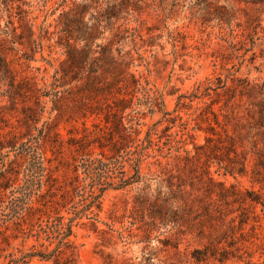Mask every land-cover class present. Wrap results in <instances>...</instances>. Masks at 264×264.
I'll return each mask as SVG.
<instances>
[{
    "label": "rangeland",
    "instance_id": "374dc122",
    "mask_svg": "<svg viewBox=\"0 0 264 264\" xmlns=\"http://www.w3.org/2000/svg\"><path fill=\"white\" fill-rule=\"evenodd\" d=\"M82 1L0 0V264L31 252L49 254L55 250L59 251L54 253L55 258L44 261L33 257L26 260L27 264H56V257L57 264L66 259L72 264H146V260L149 264H246V249L235 254L240 259L229 258L222 263L194 261L191 252L208 245V229L199 238L190 221L177 226L160 225L153 222L151 215L160 203L156 200L158 193L168 191V180L174 184L173 190L177 184H184V190L194 198H203L208 189L217 191L208 184L209 177L231 190L252 191L264 201V181L255 174L254 162H245L244 172L239 173L240 163L216 162L207 159L203 149H194V145L204 144L209 126L221 133V126L212 121L207 110L212 103V109L218 113L228 98L221 90L220 96L209 92V96L192 98L200 83L210 79L215 86L216 78L232 88L242 82L264 83V45L262 39H256L262 33L258 30L253 35L247 23L253 11L243 3H236L230 10L222 0L212 5L197 0H97L101 13L113 6L110 12L117 18L102 23L104 29L93 40L92 49L98 51L95 45H107L112 57L117 58L116 49L125 57V64L116 66L112 75L105 77L111 81L122 72L134 74L142 86L161 96L163 110L169 112L163 116L157 111L149 115L145 107L134 106L137 100H142V94L134 92L127 81L124 85L120 83L121 91L113 86L109 93H88L89 100L74 87L75 74L69 71L66 62L67 38L60 31L64 14L77 7L80 10ZM95 5L83 12L87 26L93 23ZM219 7L228 12L221 21L213 15L222 14ZM70 45L79 49L83 43L70 40ZM234 94L237 100L238 91ZM179 96L184 97L180 103ZM119 97L129 100L127 106L133 110L144 113L140 119L142 126L135 127L140 130L138 142L134 134L125 140L119 139L118 133L108 134L111 125L105 127L102 115L89 113L95 112L100 104L112 105ZM82 98L85 105H81ZM223 114L230 117V108L224 109ZM168 118H174V124L168 123ZM218 121L222 124L225 119L218 114ZM156 123L157 132L151 135L153 145L142 151L147 145L146 132ZM124 124L128 127L126 121ZM165 126L170 128L162 133ZM164 134L169 136L168 143ZM35 137L39 138L38 152L53 180L45 181V175L40 188L36 191V185L33 187L25 207L30 205L42 211L6 217L12 215L8 209L10 200L21 196L18 188L23 185L27 161L15 156L17 150L11 146L19 148ZM113 142L120 143L118 153L112 147ZM157 146L162 147L160 152ZM135 152H142L138 165L140 181L124 189L104 191L99 211L93 208L94 220L75 219L68 245L57 248L58 240L44 232L47 219L42 204L49 200L47 214L53 216L57 211L66 222L73 216L71 206L79 201L71 187L75 175L80 184L85 183L82 169L74 172L81 158L103 161L117 158L122 162V170L130 175L132 161L138 157ZM233 209H237V204ZM261 209L259 204L253 209L259 217L254 224L264 227ZM238 214L239 211L228 218ZM249 223L253 224V220ZM256 233L252 244L246 243L247 252H253L252 264H262L264 231L257 228Z\"/></svg>",
    "mask_w": 264,
    "mask_h": 264
},
{
    "label": "trees",
    "instance_id": "16d2710c",
    "mask_svg": "<svg viewBox=\"0 0 264 264\" xmlns=\"http://www.w3.org/2000/svg\"><path fill=\"white\" fill-rule=\"evenodd\" d=\"M200 3L206 5H212L213 2L217 3L220 0H197ZM224 1L230 10H233L236 3H243L253 11V15L248 17L247 23L252 31L253 35L259 32L262 36L256 39H262L264 45V0H222ZM93 7V15L91 20L93 23L87 26L83 21V12L86 9ZM72 11V13L64 14V20L62 22L63 28L60 32L66 34V62L68 63L69 71H72L75 76L72 81L75 82L74 87L80 94H85L86 99L89 100V94L101 95L103 93H109L111 88L117 87L121 91V86L127 81L134 92H140L142 94V100H137L134 106L145 107L149 115L157 112H162L163 116L169 115V112L163 110L164 103L159 94L156 91L142 86L135 78L134 74L128 72H122L112 77L111 81H108L105 75L111 74L116 66L124 65L125 57L120 55V50L116 49L117 58L112 57L110 54V48L107 45H95L99 50L92 49L93 40L97 39V35H100L101 29H104L103 22L106 24L111 21L112 18H117L112 15L110 10H113V6L107 7V10L103 13L100 12V4L98 1L83 0L82 3ZM215 6V5H214ZM207 8H211L206 6ZM215 10L218 9L214 7ZM223 10L222 14H213L217 21L223 20L224 16L228 14L223 7H219ZM109 10V11H108ZM208 14H210L208 12ZM113 26V23L112 25ZM112 27H110L111 29ZM116 36V35H115ZM70 40L77 43H83V45L77 49L70 45ZM251 43L253 39L251 37ZM100 71L101 73H98ZM65 76L64 71L62 70ZM58 71L55 72L57 74ZM58 79H55L57 82ZM217 84L212 86L210 79H205L196 88L195 92L191 95L192 98H199L201 96H209L212 92L215 96H220L219 90L223 95H227L224 105L218 109V113L208 107V113L212 116V121L221 126V133L214 130L212 126H209L206 130V136L204 137V144L202 146L194 145V149H203L204 155L207 159H215L216 162H231L239 164L238 172H244L245 162H254L255 174L260 177L261 181H264V83L261 85H249L248 83H241V86L237 85L235 88L227 87L226 83L222 82L220 78H216ZM79 84H83L78 86ZM240 87V88H238ZM238 91V99L235 100V92ZM87 94V95H86ZM120 95V93H118ZM83 95L81 97H83ZM55 96V94L53 95ZM183 96H179L180 103ZM95 99V98H94ZM81 100V105L86 103ZM230 101L233 103L230 104ZM96 103L99 99L95 100ZM130 101L124 97H119L110 104H100L96 106L95 112H89L96 116L102 115V121L107 127L111 125L112 132L118 133V137L121 140L129 138V134H134V140L139 141L140 130L135 127L142 126L140 119L144 116L139 110L135 111L131 106H127ZM218 103V102H217ZM102 105V106H101ZM104 105V107H103ZM230 108V117L228 114H223V110ZM43 108L41 107L40 111ZM53 109H51L52 111ZM129 110V113L125 114V111ZM241 110V111H240ZM86 112L82 114L85 117ZM218 114L224 119V123L220 124L218 121ZM180 119V118H178ZM209 119L208 117L205 118ZM124 121H126L125 126ZM170 124H174V118H168L166 120ZM158 123V122H157ZM153 125L145 135L144 141L147 143L144 149L150 148L152 144L151 135L155 134L157 130L156 125ZM84 125V124H83ZM170 127L165 126L162 130L166 132ZM42 134V131H41ZM167 143L170 141L169 136L164 134ZM112 141V138H109ZM39 138H31L22 143L19 148L14 149L15 146H11L13 150H17L15 156L19 155L26 161L25 175L23 185L19 187L20 197L14 196L9 202V211L12 215H6V217H17L23 212L30 213L32 206L27 205V201L33 194V187L36 185V191L41 186L42 178L47 175L45 181H52L49 169L44 166L45 159L42 154L38 152ZM120 144V143H119ZM113 142L112 147L118 153V145ZM167 144L164 142L163 144ZM170 147L167 148L170 151ZM157 150L160 152L162 147L157 146ZM177 151V150H175ZM136 153V152H135ZM141 153H136L138 157L132 161V174L126 175L122 170L123 165L117 158L112 160L103 161L102 159H92L90 157L81 158L79 165H76L74 172H77L79 168L82 169V173L85 175L83 181L85 183L80 184L78 177L75 175L71 184L72 192L79 197V201L72 205V217L66 222L63 221V216L57 211L53 216L47 214V206L49 200L42 204L44 207V215H46V230L47 235L53 236L57 239V248L68 245V239L73 235V224L75 219L86 217L94 220L95 214H93V208L97 211L100 209V198L104 191L107 189H124L127 186L138 183L140 181L139 163L141 162ZM186 155L188 151L184 150ZM208 153V154H206ZM119 156V155H118ZM200 160L198 157L197 161ZM113 168V169H112ZM119 169L115 174L113 171ZM46 173V174H45ZM117 179V180H115ZM208 184L216 187L215 190H206V194L203 198L192 197L191 194H187L184 190V184H177L175 190L172 189L174 184L168 180V191L158 193L156 200H159V206H157L155 212L151 215L153 222L160 225H167L172 223L173 226L181 225V222L190 221L191 227L196 229V236L203 238L208 231L209 242L201 249H194L191 252V258L196 262H206L208 260L222 263L229 258L236 256L240 250L246 249L244 252L247 255L246 264H252L251 258L253 252H247L249 248L247 244H252L251 239L257 237L256 229H262L264 227L257 223L258 216L255 215L253 209L256 205H261L264 215V201L260 199V196L252 191L245 190L244 192L231 190L225 188L222 183H214L211 178H207ZM211 189V188H210ZM35 190V189H34ZM42 198V195H40ZM61 200H64L63 195L60 196ZM58 204V203H56ZM234 204H237V209H233ZM62 205V204H61ZM81 207L80 209H77ZM38 212L42 210L40 208L35 209ZM35 210L33 212H35ZM239 211L237 216L228 218L230 214ZM91 215V216H90ZM41 219V216L40 218ZM253 220V224L249 223V220ZM237 220V221H236ZM41 221V220H40ZM249 227L246 231V227ZM205 228L208 229L205 231ZM225 228V230H224ZM217 233L215 237L213 234ZM247 243V244H246ZM166 245V244H165ZM59 252L57 250L52 253L46 254L42 252H31L21 256L18 259L10 258L8 264H27L33 257H38L40 260L47 261L50 257H54V253ZM56 259H58L56 257ZM54 259V263H58ZM63 264H72L68 259ZM146 264L149 262L146 260ZM264 264V260L263 263Z\"/></svg>",
    "mask_w": 264,
    "mask_h": 264
}]
</instances>
